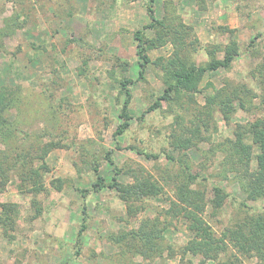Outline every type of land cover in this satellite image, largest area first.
Masks as SVG:
<instances>
[{"label": "rangeland", "instance_id": "rangeland-1", "mask_svg": "<svg viewBox=\"0 0 264 264\" xmlns=\"http://www.w3.org/2000/svg\"><path fill=\"white\" fill-rule=\"evenodd\" d=\"M0 90V264H264V0H0Z\"/></svg>", "mask_w": 264, "mask_h": 264}, {"label": "trees", "instance_id": "trees-1", "mask_svg": "<svg viewBox=\"0 0 264 264\" xmlns=\"http://www.w3.org/2000/svg\"><path fill=\"white\" fill-rule=\"evenodd\" d=\"M150 2L152 0H149ZM148 12H149V16L152 20H155L154 15H153V8L151 7V5L148 6ZM152 25V23H150ZM149 24V25H150ZM134 37L137 40V54L140 57L141 61V65L142 68L145 66V64L149 61V58L146 55L145 49L146 46L144 44L141 32L138 30L134 33ZM237 45L236 42L232 43V46L226 48L225 51V55L223 56L222 59H215L213 61H211L209 64L205 65V66H192L189 69L186 70H176L173 72L172 74V78L174 80L173 84H170L169 87L166 89V91H164V93L162 95H160L156 101H154L149 107L148 110H152L158 106H160V101L163 99H167L169 96V91L171 89H179V88H185V89H189V90H195L196 89V80L198 78L199 75H201L203 72L207 71V70H215L219 67H228L232 60L234 59V56H236L238 54L237 51ZM143 74V70L141 69L139 71V76H142ZM122 86H124V90L126 92L127 97L124 100V103L122 105V109L120 112V117L122 118V123H120L114 134L118 135V134H122L123 131L127 128V126L129 125V119L130 116L127 113V105L129 103V98H130V93L128 91V89H126V82L124 81L122 83ZM12 101V96L11 93L8 90H0V128H5L6 127V123L8 122V119H6L3 115V111L5 110V108L8 106V104ZM252 133L254 134L255 137V141L258 143L259 146V152L256 155V160H257V167H258V174H260L261 179L264 178V117L258 121H256L255 123L252 124ZM144 156L146 157H157V155H152V154H148V153H143ZM106 157L108 158V160L110 162H112V159L110 158V153L107 152L106 153ZM255 181H258L257 179ZM96 185H101V182L98 181V184L96 183ZM110 187H113V184L111 183L109 185ZM252 186V194L250 195L251 198H255L256 195H259L261 193L259 187H260V183L259 182H252L251 184ZM192 216H189V218H191L192 220V228L194 227L195 230L197 231L196 234L201 236V235H207V228L205 226H202L203 221L200 219V217H198L196 214H191ZM257 221V226H259L261 228V231L263 230V226L260 223V221Z\"/></svg>", "mask_w": 264, "mask_h": 264}]
</instances>
